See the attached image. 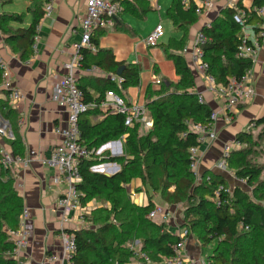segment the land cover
I'll use <instances>...</instances> for the list:
<instances>
[{"label":"trees","instance_id":"16d2710c","mask_svg":"<svg viewBox=\"0 0 264 264\" xmlns=\"http://www.w3.org/2000/svg\"><path fill=\"white\" fill-rule=\"evenodd\" d=\"M9 2L11 0H0L1 4ZM121 3L123 11L137 19H143L152 10L149 0H122ZM42 5L43 0H30L31 22L25 27L9 25L10 22L21 24L22 14H0V32L21 61L33 55L35 25L44 13ZM262 5L264 0H250L249 5L236 0L233 6L221 9L209 25L200 28L207 38L202 47L203 60L216 85H224L230 78L238 79L251 69L252 59L236 57L239 27L232 15L236 10H246L245 23L255 25L260 18L249 9ZM195 7L192 0L186 7L181 0H171L166 9L173 29L182 32L181 38L170 37L161 44L178 79L175 82L160 80L157 89H146L143 104L151 123L145 135H138L140 123L125 126L124 117L119 113L88 108L79 116L80 140L88 148H97L122 135L125 139L121 155L79 160L81 181L77 188L81 193V207L89 201L101 202L103 206L86 209L83 225L67 230L73 233L76 242L75 264H126L135 258L130 250L134 240L139 241V250L148 258V261L135 258L138 264H162L163 257L173 255L172 246L178 236L169 231L163 221L148 217L154 195L167 206H182L180 227L187 229L201 253H207L206 264H264V206L261 204L264 166L254 164L251 159L257 146L264 148V116L250 121L261 124L256 135L245 131L235 135L234 139L246 146L231 151L227 159L228 169L235 177L244 178L250 191L238 185L229 190L228 181L210 170L197 180L189 166L188 149L198 146L199 142L196 134L188 130L186 121L206 124L211 114L208 104L198 101L191 67L181 54L188 27L198 19ZM113 27L116 31L128 30L121 20ZM105 32L95 30L91 37L94 50H82V67L97 66L106 74H115L120 68V85L103 75L83 76L84 83L80 84L77 79V85L86 103L100 99L107 90H113L128 102L124 92L139 84V69L135 64L115 59L111 50L98 47V38ZM95 115L102 117L95 121ZM0 116L7 121L10 132V137H3L2 142L12 155H24L17 125L19 114L10 107L8 93L2 88ZM106 160L119 167L112 176L90 170L96 162ZM133 179L140 181L147 197L145 204L132 201L126 190L125 185ZM219 186L217 203L213 197ZM22 207L14 179L8 168L0 165V264H15L8 255L12 249L8 230L18 227Z\"/></svg>","mask_w":264,"mask_h":264},{"label":"crops","instance_id":"0c3cea01","mask_svg":"<svg viewBox=\"0 0 264 264\" xmlns=\"http://www.w3.org/2000/svg\"><path fill=\"white\" fill-rule=\"evenodd\" d=\"M85 1L57 0L52 4L49 16L42 18L39 23L33 55L26 61H21L17 53L9 48L5 43V36L0 32V59L6 62L11 71L12 80L22 92V100L18 103L16 111L19 115H23L24 120L21 125H18V131L22 137L24 154L30 160L26 168L16 164L8 168L14 179V187L22 197L23 206L29 212V217L24 223V227L29 231V237L21 253L23 264H58L48 261L46 257L59 250V230H74L83 225L60 222L63 212L56 204L60 187L52 184L53 171L45 167L42 160L48 156L56 144L53 127L63 123L66 117L64 110L53 100L51 89L53 83L64 73L63 65L72 54L73 43L78 39L75 29L77 30L79 20L84 15ZM149 1L152 10L157 12L159 20L158 18L153 19L154 21L149 20L148 16L143 19L133 16L128 18V15L121 14L116 22L121 20L128 27L127 32L116 31L112 27L105 30L106 32L98 38L99 48L111 50L115 59L127 64H135L139 69V84L129 87L124 93L128 101L141 104L144 103L145 91L148 87L152 89L159 87L155 84L154 77L165 82H175L178 79L173 63L165 57L161 44L166 43L170 37L179 39L182 36L181 31H175L172 27V35L166 39H162L164 37L162 36L156 46L146 47L143 44L142 39L159 21H162V10L166 13L170 5L167 4L169 0L167 2L166 0ZM192 1L196 5V0ZM235 1L214 0L212 6L198 15L196 22L188 27L185 45L190 44L200 28L209 25L219 15L221 9L234 5ZM242 2L244 5H249L250 0H242ZM29 5L30 0H11L6 4L0 3V14H22L21 24L10 22L9 25L13 28L25 27L31 22ZM184 57L188 63L187 56ZM189 66L194 76V91L202 96L211 111H219L214 122L216 138L210 143L205 142L199 146L197 176L200 177L205 171L210 170L221 174L231 184L232 179L235 178L233 173L218 169L216 162L224 143L232 141L251 120L264 116V40L256 53L251 69L246 73V84L252 89V94L240 103V107L229 122L224 120V115L220 111L221 103L208 89L202 72L194 69L190 64ZM89 75L92 74L80 72L77 77L78 82L83 84L85 81L83 76ZM0 127L5 129L8 127L7 121L1 116ZM7 133L10 135L9 130ZM125 187L132 201L138 204L147 202L139 179L131 180ZM157 197L156 195L152 197L154 203ZM94 204H96L94 201L90 202V205ZM167 208L175 213V222H167L168 230L175 234L180 227H176V224L180 222L181 209L178 205ZM169 219L173 217L167 220ZM160 220L159 218L157 222ZM184 250L189 258L188 264H200L202 254L192 236L185 242Z\"/></svg>","mask_w":264,"mask_h":264},{"label":"built area","instance_id":"2783aa9c","mask_svg":"<svg viewBox=\"0 0 264 264\" xmlns=\"http://www.w3.org/2000/svg\"><path fill=\"white\" fill-rule=\"evenodd\" d=\"M57 0H43V17L49 16L52 11V4ZM214 0H196L195 13L200 15L204 10L210 8ZM122 0H86L85 12L80 18L77 30L78 39L72 45V54L63 65L64 73L52 85V98L56 104L64 110L66 117L61 124L53 127V134L56 137V144L48 156L44 157L42 162L45 167L53 171L51 182L53 185L60 187L59 196L57 197V207L63 212L61 223H84V214L86 209L92 208L87 202L84 208L81 207L80 195L77 186L81 181L79 174V160L90 159L99 156L103 149H108L109 156H118L121 154V144L119 140H110L102 144L98 148H88L80 140L79 116L88 108H99L110 112H115L123 115V124L131 126L133 123H144V126L150 128V123H145L146 108L144 104L137 102L126 101L120 94L113 90H107L103 96L98 100L91 102L83 101V93L77 85V77L80 72L92 75H103L114 81L117 86L120 85L122 78L115 74H106L97 66H90L88 68L82 67L83 64V49L94 50L91 42L95 30L111 29L116 20L123 12ZM189 0H181V4L185 7ZM233 6V5H232ZM260 21L253 24H246L245 19L248 16L246 10H236L232 15L234 22L238 25L239 31L237 37L239 44L236 49V57L249 58L252 62L260 48L261 42L264 40V5L254 6L249 9ZM41 18V19H42ZM35 25V32L39 28V23ZM164 34L162 23L159 21L152 30L142 39L146 47H154ZM37 35L34 36V41ZM207 38L199 30L193 41L184 45L181 50L183 56H187L188 63L196 70L201 71L205 81L208 84V89L214 93L217 100L221 103V112L224 115V120L229 122L233 119L237 106L251 96L252 89L246 84V74L240 78H230L224 85H216L213 76L207 72L208 64L203 60L202 47L206 43ZM34 48V43H33ZM154 80L155 77H154ZM0 88L8 93V100L10 107L15 110L18 103L22 100V92L14 83L11 77V71L2 59H0ZM198 101L204 102L202 96L198 95ZM219 111H211L209 121L206 124L192 123L186 121L188 130L196 134V139L199 142L198 146H192L188 149L189 152V166L191 171L196 176L197 180V166L199 157V146L201 144L210 143L216 138L214 129V122L218 117ZM24 120L23 115H19L17 125H21ZM255 126L254 122H249L243 131L250 132ZM251 133V132H250ZM185 133H182L184 135ZM3 137H10L7 129L0 127V165L3 168H9L16 164L22 168L29 165V158L27 155H12L10 150L2 142ZM246 144L233 139L230 142L223 144L220 157L216 162V167L220 170L228 171L227 159L233 150L245 147ZM110 163L102 162L99 165H92L90 170L96 172H104ZM114 166V165H113ZM108 171V170H107ZM230 172V170H229ZM232 173V172H231ZM240 183H245L244 178L236 179ZM221 186L214 191V201L218 203V196L220 194ZM132 195V194H131ZM264 206V201L261 202ZM92 206V207H91ZM163 205L154 203L153 208L148 213V217L155 218L157 216L163 219L171 218L172 212L166 209ZM29 217L28 209L23 206L19 216L18 227L16 229L8 230V235L12 241V249L8 255L14 260L15 264H23L21 253L27 245L29 231L24 227L25 221ZM179 227V226H178ZM175 233L178 236V241L172 246L173 255L170 257H163L162 264H188L189 258L184 250L185 242L190 237L187 229L179 227ZM59 250L57 252L47 255L48 261L57 262L58 264H75L76 242L73 233L67 230H59ZM130 250L135 258H143L148 261L144 253L139 250V241L134 240L130 245ZM135 258L126 264H138ZM200 264H206L205 259L200 260Z\"/></svg>","mask_w":264,"mask_h":264},{"label":"rangeland","instance_id":"374dc122","mask_svg":"<svg viewBox=\"0 0 264 264\" xmlns=\"http://www.w3.org/2000/svg\"><path fill=\"white\" fill-rule=\"evenodd\" d=\"M168 0H166V2H167ZM167 4H170V0L168 1V3ZM122 14H123V16H126V15H128V18L129 17H131L132 15L131 14H129V13H127V12H122ZM161 15H162V21H160V22H162V25H163V29H164V37L162 38V39H166V38H168V36H170V35H172V26H171V22L165 17V10H162V12H161ZM146 16H148V19L149 20H157V18H158V15H157V12L156 11H154V10H150L148 13H147V15ZM160 18V19H161ZM153 20V21H154ZM158 20H159V18H158ZM159 81H160V79L158 78H156V80H155V84H159ZM141 104V103H140ZM95 121H98V120H100V115H95ZM151 123V121H150V118H149V116H146V119H145V123ZM260 128H261V125H257L256 126V128L254 127L250 132H251V134L252 135H256L258 132H259V130H260ZM148 130H149V127H146V125L144 126V123H141L140 124V127H139V129H138V135H145L147 132H148ZM124 139H125V135H122V136H120L118 139H115V140H119L120 141V144H121V154H122V147H123V141H124ZM104 144V143H103ZM102 145V144H101ZM100 145V146H101ZM99 146V147H100ZM98 148V147H97ZM120 154V155H121ZM100 156H102V157H108L109 156V151H108V149H103L102 150V152H101V154H100ZM252 159V162L254 163V164H256V165H261V166H264V148L261 146V145H259V146H257L256 147V149H255V153H254V155H253V157L251 158ZM103 161H98V162H96L94 165H99V164H101ZM105 163H110V165H108L106 168H104L103 169V171L104 172H109V170L110 169H112L113 168V163H111V162H108L107 160L105 161ZM108 170V171H107ZM236 179H238L237 177H235V178H233L232 179V183L231 184H229L228 183V188H229V190L232 188V187H234V186H236V185H238V186H241L243 189H245V190H248V191H250V188L247 186V184H246V182L245 183H240V182H238ZM155 196V195H154ZM156 196H158V195H156ZM156 204H158V205H163V206H165V207H168L166 204H164L163 202H162V200L159 198V196L156 198ZM160 202H162V203H160ZM96 203V206H103V204L101 203V202H98V201H96L95 202ZM167 210H168V208H166ZM180 209L182 210V206H180ZM172 217H173V219H169V220H167L168 218H166V219H163V218H161L160 216H158L161 220L160 221H163L167 226H168V224H167V222H169V221H172L173 223L175 222L174 221V219H175V213H174V211H172ZM179 216H180V222L178 223V224H176V227H178V226H180V224H181V212L179 213ZM158 217H155L154 219L156 220V221H158ZM178 218V217H177ZM194 239V238H193ZM196 242V241H195ZM213 245H214V243H213ZM210 250H208V252H209ZM202 255H201V259H203L205 256H206V254L207 253H201Z\"/></svg>","mask_w":264,"mask_h":264},{"label":"water","instance_id":"95a60500","mask_svg":"<svg viewBox=\"0 0 264 264\" xmlns=\"http://www.w3.org/2000/svg\"><path fill=\"white\" fill-rule=\"evenodd\" d=\"M116 75H120V68L116 71ZM113 168L112 169H110L109 170V172H101V173H103L104 175H106V176H112L113 174H115L117 171H118V165L117 164H115V163H113Z\"/></svg>","mask_w":264,"mask_h":264}]
</instances>
